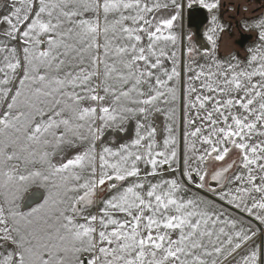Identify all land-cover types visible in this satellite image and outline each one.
Wrapping results in <instances>:
<instances>
[{
	"label": "snow or ice",
	"instance_id": "snow-or-ice-1",
	"mask_svg": "<svg viewBox=\"0 0 264 264\" xmlns=\"http://www.w3.org/2000/svg\"><path fill=\"white\" fill-rule=\"evenodd\" d=\"M194 5L210 14L202 50L177 32ZM217 8L12 0L0 18V264H264L258 231L191 191L264 225V19L247 62L222 61ZM132 118L136 138L98 147L103 128ZM33 185L45 195L25 211Z\"/></svg>",
	"mask_w": 264,
	"mask_h": 264
},
{
	"label": "rangeland",
	"instance_id": "rangeland-1",
	"mask_svg": "<svg viewBox=\"0 0 264 264\" xmlns=\"http://www.w3.org/2000/svg\"><path fill=\"white\" fill-rule=\"evenodd\" d=\"M11 2L12 0H0V18H2L4 15L9 14L11 11ZM186 2V0H185ZM215 2L218 3V8L214 10V13L217 16L218 24L224 29L222 33L218 32L217 39V50L216 55L217 58L222 61H231L233 63L239 61L242 65L247 62V58L249 56L250 50L255 49L260 45V40L258 39V29L252 28L251 25L256 23L260 19H264V7L255 10L256 2L253 0L247 1V0H215ZM230 2H233V4L239 3L241 5L239 13L236 14L235 7H229ZM224 3V5H223ZM261 3H264V0H261ZM225 6V7H224ZM187 8V7H186ZM185 8V9H186ZM207 11V10H206ZM208 13V12H207ZM233 15V17H232ZM185 12L184 16L181 21L177 22V32H180L182 30L183 32V46L186 49L189 46V41L187 39L188 36H191V45L195 46L197 49H200L194 42L191 32L185 27ZM210 19V14L208 13V20L205 26L203 27V36L205 31L208 29L209 24L208 21ZM234 20L238 21V29H240L243 32L251 33L252 39L248 41L244 47H239L235 43L236 39H238V32L237 28L234 25ZM182 25V29L181 26ZM7 29L6 24L0 23V39H2V33L4 30ZM204 39L207 43V40L204 36ZM207 47H210L207 43ZM178 55H180V49L178 47ZM235 58V59H233ZM200 63H204V60H199ZM147 123L146 121H144ZM154 124L158 127V138L162 142L163 139V126H164V117L162 115H157L153 118ZM136 123L137 119L132 118L127 121H125L123 124L114 125L111 127H105L102 130V135L100 137V140L97 142L98 147L99 146H109L113 147L114 149L117 148L120 144L124 143H130L131 139L136 138ZM97 127H99V122L97 123ZM181 148V150H180ZM81 150L80 147H77L75 149H68L65 153L67 157H71L74 153L79 152ZM235 153L232 156H229L225 163L230 162L232 158H234ZM58 158V157H57ZM183 159H184V147H183V137L181 135V139L179 137V151H178V158H177V166L178 168L183 169ZM177 175H179L177 173ZM198 182V181H197ZM195 186V184H193ZM192 190L197 191L192 188ZM204 190L206 193L210 194L213 197H216L211 192ZM28 192H31L29 197L31 198L29 201L25 199V196ZM198 195L207 197L210 201H215L211 197H208L204 195L203 193L197 191ZM45 195V192L42 188H39L36 185H33L29 187L21 196L20 203L22 204L23 210L27 211L29 206H35V203H38L39 201L42 202V199ZM108 195L106 186L104 190H98L96 195V205L93 206L92 211H95L96 208L99 206V202L106 198ZM217 202V201H216ZM225 202V201H223ZM226 203V202H225ZM232 206V205H231ZM225 205L217 202V209L223 213H225L227 216L228 211ZM230 209V208H229ZM239 210V209H238ZM233 211V210H231ZM246 214V213H245ZM233 218L236 219H243V221L251 226V229L253 231V228L258 231V235L255 237V245H260L262 252H264V225H260L259 221H256L253 217L252 219H249L235 211H233L232 214ZM2 243V241H0ZM9 247H11L9 245ZM237 258V257H236ZM239 259V256L238 258Z\"/></svg>",
	"mask_w": 264,
	"mask_h": 264
},
{
	"label": "water",
	"instance_id": "water-1",
	"mask_svg": "<svg viewBox=\"0 0 264 264\" xmlns=\"http://www.w3.org/2000/svg\"><path fill=\"white\" fill-rule=\"evenodd\" d=\"M208 20V13L206 9H202L199 5H194L191 9L186 8L185 9V27L191 32L193 37V42L202 49L207 47V43L203 36V27L207 23ZM238 32V39H236L235 43L239 45V47H244V45L252 39V34L243 32L240 29L237 30ZM181 139V135H180ZM181 150V148H180ZM181 169V168H179ZM191 188L203 193L204 195L211 197L215 201L225 205L226 207L230 208L231 210L249 218L251 217L247 216V214L240 212V210L234 208L233 206L219 200L216 197L211 196L210 194L206 193L202 189H197L194 185H191Z\"/></svg>",
	"mask_w": 264,
	"mask_h": 264
},
{
	"label": "flooded vegetation",
	"instance_id": "flooded-vegetation-1",
	"mask_svg": "<svg viewBox=\"0 0 264 264\" xmlns=\"http://www.w3.org/2000/svg\"><path fill=\"white\" fill-rule=\"evenodd\" d=\"M247 1H250V0H247ZM253 1H255L256 2V4L257 5H255V9L256 10H259L260 8H263L264 7V3H261V0H253ZM223 5H224V3H223ZM225 7V6H224ZM229 7H235L236 9H235V11H236V14H238L239 13V10H240V7H241V5L239 4V3H237V4H233V2H230V6ZM259 8V9H258ZM232 17H233V15H232ZM234 25H235V27L237 28V30H238V21L237 20H234Z\"/></svg>",
	"mask_w": 264,
	"mask_h": 264
},
{
	"label": "crops",
	"instance_id": "crops-1",
	"mask_svg": "<svg viewBox=\"0 0 264 264\" xmlns=\"http://www.w3.org/2000/svg\"><path fill=\"white\" fill-rule=\"evenodd\" d=\"M258 9H259V8H258ZM260 9H261V8H260ZM255 10H256V9H255ZM191 191H192L193 194H198L197 191L192 190V188H191ZM214 202H215V207L217 208V202H216V201H214ZM227 211H228V214H229L228 216H229V217H232L233 211H231V209H229V208H227ZM244 223H245V222H244ZM245 225L248 226L249 223H248V224L245 223ZM253 231H256V229L253 228ZM254 240H255V237H254V239L250 242V245H255V243H254L255 241H254ZM245 250H246V249H245ZM238 256H239V255H237V258H238Z\"/></svg>",
	"mask_w": 264,
	"mask_h": 264
},
{
	"label": "bare ground",
	"instance_id": "bare-ground-1",
	"mask_svg": "<svg viewBox=\"0 0 264 264\" xmlns=\"http://www.w3.org/2000/svg\"><path fill=\"white\" fill-rule=\"evenodd\" d=\"M183 168V167H182ZM31 194V192H28L27 193V195L25 196V199L27 200V201H29L31 198L29 197V195Z\"/></svg>",
	"mask_w": 264,
	"mask_h": 264
}]
</instances>
